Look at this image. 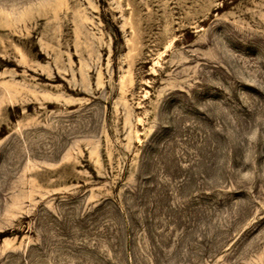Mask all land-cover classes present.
<instances>
[{
    "label": "rangeland",
    "instance_id": "374dc122",
    "mask_svg": "<svg viewBox=\"0 0 264 264\" xmlns=\"http://www.w3.org/2000/svg\"><path fill=\"white\" fill-rule=\"evenodd\" d=\"M60 1L0 0V264H264V0Z\"/></svg>",
    "mask_w": 264,
    "mask_h": 264
},
{
    "label": "bare ground",
    "instance_id": "6f19581e",
    "mask_svg": "<svg viewBox=\"0 0 264 264\" xmlns=\"http://www.w3.org/2000/svg\"><path fill=\"white\" fill-rule=\"evenodd\" d=\"M40 1H41V0H40ZM42 1H43V0H42ZM55 1H56V0H55ZM62 1H63V3L65 4L64 0H62ZM62 1H60V3H61ZM65 1H66V0H65ZM129 1H130V0H128V2H129ZM132 1H133V0H132ZM44 2H45V0H44ZM47 2H48V1H47ZM119 2H120V1H119ZM119 2H118V3H119ZM125 2H126V1H125ZM150 2H151V1H150ZM38 3H39V2H38ZM49 3H51V1H49ZM56 3L59 4V2H56ZM133 3H134V2H133ZM0 4H1V3H0ZM42 4H44V3H42ZM51 4H52V3H51ZM53 4H54V3H53ZM57 4H56V5H57ZM125 4H126V3H125ZM131 4H132V3H131ZM31 5H32V4H31ZM36 5H37V4H36ZM47 5H48V4H47ZM54 5H55V4H54ZM61 5H62V4H61ZM121 5H122V4H121ZM45 6H46V5H45ZM129 6H130V4H129ZM134 6H135V5H134ZM28 7L31 9L30 6H28ZM32 7H33V6H32ZM34 7H35V6H34ZM34 7H33V8H34ZM131 7H132V6H131ZM209 7H210V6H209ZM33 8H32V9H33ZM35 8L37 9V7H35ZM44 8H45V7H44ZM48 8H49V7H48ZM51 8H52V7H51ZM53 8H54V7H53ZM39 9H40V7H39ZM58 9H59V8H58ZM124 9H125V8H124ZM15 10H16V9H15ZM64 10H65V8H64ZM126 10L129 11V9H126ZM16 11H19V10H16ZM21 11H22V10H21ZM24 11H25V10L23 9L22 12H24ZM56 11H57V10H56ZM185 11H186V10H185ZM29 12H30V10H29ZM29 12L26 11V13H29ZM31 12H32V11H31ZM46 12H47V11H46ZM57 12H58V11H57ZM75 12H76V9H75ZM79 12H80V11H79ZM131 12H132V9H131ZM6 13H7V12H6ZM8 13H9V12H8ZM12 13H13V12H12ZM17 13H18V12H17ZM40 13H41V12H40ZM196 13H197V12H196ZM1 14H4V13H1ZM9 14H10V13H9ZM15 14H16V13H15ZM19 14H20V13H19ZM21 14H22V13H21ZM42 14H43V13H42ZM46 14H47V13H46ZM48 14H49V13H48ZM54 14H55V13H54ZM73 14H74V13H73ZM76 14H77L76 16H78V12H77ZM136 14H137V13H136ZM188 14H189V13H188ZM6 15H7V14H5V16H6ZM22 15L25 16L24 13H23ZM22 15H20V16L23 17ZM40 15H41V14H40ZM55 15H56V14H55ZM55 15H54V16H55ZM59 15H60V14H59ZM133 15H134V14H133ZM3 16H4V15H3ZM11 16H12V15H11ZM14 16H15V18H16V15H14ZM17 16H19V15H17ZM37 16H38V15H37ZM50 16H51V15H50ZM152 16H154V15H152ZM6 17H7V16H6ZM6 17H4V19H6ZM9 17H10V15L8 16V18H9ZM21 17H20V18H21ZM34 17H35V16H34ZM130 17H132V15H131ZM130 17H129L128 19H130ZM11 18H12L11 20L13 21V23H14V21H15V23H16V20H17V21L21 20V19H18L19 17L16 18V19H14V20H13V16H12ZM58 18H59V16H58ZM77 18H79V17H77ZM134 18H135V16H134ZM134 18H133V19H134ZM1 19L3 20V18H1ZM22 19H24V18H22ZM80 19H81V18H80ZM136 19H137V17H136ZM7 20H8V19H7ZM11 20H10V21H11ZM53 20H54V19H53ZM56 20H57V19H56ZM75 20H76V19H75ZM85 20H86V18H85ZM57 21H58V20H57ZM126 21H127V20H126ZM130 21H131V20H130ZM138 21H139V20H138ZM200 21H201V20H200ZM0 22H1V21H0ZM58 22H59V21H58ZM80 22H81V20H80ZM8 23H9V22H8ZM130 23H131V22H130ZM136 23H138V22H136ZM139 23H140V22H139ZM6 24H7V23H6ZM16 24H17V23H16ZM128 24H129V23H128ZM140 24H141V23H140ZM52 25H54V23H52ZM131 25H133V24H131ZM8 26H10V25H8ZM12 26H13V25H12ZM12 26H11V27H12ZM56 26H58L57 22H56L55 27H56ZM147 26H148V25H147ZM63 27H64V26H63ZM67 27H69V26H67ZM67 27H66V28H67ZM151 27H152V26H151ZM57 28H58V27H57ZM78 28H79V27H78ZM131 28H132V27H131ZM75 29H76V28H75ZM127 29H128V28H127ZM133 29H134V28H133ZM60 30H61V29H60ZM139 31H140V30H139ZM53 32H54V31H53ZM55 32H56V31H55ZM75 32H77V31H75ZM83 32H84V31H83ZM85 32H86V31H85ZM134 32H135V31H134ZM142 32H143V31H142ZM58 33H59V32H58ZM51 34H53V33H51ZM54 34H56V33H54ZM66 34H67V33H66ZM76 34H78V33H76ZM79 34H81V33H79ZM83 34H84V33H83ZM85 34H86V33H85ZM131 34H132V33H131ZM133 34H134V33H133ZM141 34H142V33H141ZM141 34H140V35H141ZM144 34H145V33H144ZM74 35H75V33H74ZM74 35H73V37H75ZM86 35H88V33H87ZM86 35H85V36H86ZM145 35H146V34H145ZM132 36H134V35H132ZM142 36H143V35H142ZM60 37H63V36H60ZM76 37H77V36H76ZM79 37H80V36H79ZM83 37H84V36H83ZM139 37H140V36H139ZM49 38H50V37H49ZM133 38H135V37H133ZM133 38H132V39H133ZM74 39H75V38H74ZM85 39H86V41H87V38H86V37H85ZM89 39H90V38H89ZM143 39H144V38H143ZM56 40L59 41L60 39H59V40L56 39ZM56 40H55V41H56ZM91 40H92V39H91ZM136 40H137V39H136ZM138 40H139V39H138ZM74 41H75V40H74ZM84 41H85V40H84ZM98 41H99V40H98ZM139 41H140V40H139ZM76 42L78 43L79 41L76 40ZM91 42H92V41H91ZM96 42H97V41H96ZM136 42H137V41H136ZM52 43H53V42H52ZM62 43H63V42H62ZM83 43H85V42H83ZM86 43H87V42H86ZM59 44H60V43H59ZM64 44H65V43H64ZM74 44H75V42H74ZM79 44H80V43H79ZM81 44H82V42H81ZM81 44H80V45H81ZM92 44H93V43H92ZM60 45H61V44H60ZM82 45H83V44H82ZM136 45H137V44H136ZM75 46H76V44H75ZM78 46H79V45H78ZM83 46H84V45H83ZM83 46H81V47H83ZM87 46H88V45H87ZM134 46H135V44H134ZM134 46H133V48H134ZM138 46H139V45H138ZM84 47H85V46H84ZM94 47H96V46H94ZM130 47H131V45H130ZM52 48H53V47H52ZM54 48H57V49H58V47H55V46H54ZM62 48H63V47H62ZM77 48H78V47H77ZM86 48H87V47H86ZM86 48H84V49H86ZM92 49H93V48H92ZM130 49H131V48H130ZM134 49H135V48H134ZM141 49H142V48H141ZM50 50H51V49H50ZM50 50H49V51H50ZM54 50H55V52H57L56 49H54ZM61 50H62V49H61ZM61 50H60V51H61ZM76 50H77V49H76ZM79 50H81V49H79ZM137 50H138V49H137ZM139 50H140V49H139ZM52 52H54V51L52 50ZM76 52H77V51H76ZM80 52H81V51H80ZM85 52H86V51H85ZM89 52H91V50H89ZM92 52H93V50H92ZM92 52H91V54H92ZM130 52H131V51H130ZM133 52H135V50H134ZM19 53H20V52H19ZM135 53H139V51H138V52L136 51ZM135 53H133V54H135ZM58 54H59V51H58ZM131 54H132V52H131ZM20 55H21V54H20ZM54 55H55V54H54ZM138 55H139V54H138ZM22 56H23V55H22ZM57 56H58V55H57ZM132 56H134V55H132ZM135 56H136V55H135ZM139 56H140V55H139ZM52 57H53V54H52ZM59 57H60V54H59ZM53 58H55V56H54ZM143 58H145V57H143ZM59 59H60V58H58V60H59ZM140 60H141V59H140ZM56 61H57V60H56ZM61 61H62V60H60V62H61ZM144 61H145V60H144ZM53 62H54V61H53ZM62 62H63V61H62ZM130 62H131V61H130ZM59 64H61V63H59ZM59 64H58V66H59ZM62 64H63V63H62ZM84 65H86V64H84ZM84 65H83V67H84ZM54 66H55V65H54ZM63 66H64V65H63ZM58 68H59V67H58ZM62 68H64V67H62ZM60 69H61V68H60ZM85 71H86V70H85ZM80 72H81V70H80ZM58 73H59V72H58ZM84 73H85V72H84ZM80 74H83V73L81 72ZM85 75H86V73H85ZM79 76H81V75H79ZM82 76H83V75H82ZM56 77H57V76H56ZM83 77H85V76H83ZM83 77H82V79H83ZM86 78H87V77H86ZM55 79H57V78H55ZM78 79L81 80V78H78ZM84 79H85V78H84ZM99 80H100V79H99ZM77 82H78V81H77ZM83 82H84V81H83ZM100 82H101V80H100ZM100 82H98V83H100ZM87 83H88V82H87ZM87 83H85V84H87ZM78 84H79V82H78ZM78 84H77V85H78ZM83 84H84V83H83ZM100 84H101V83H100ZM71 85H72V84H71ZM75 85H76V84H75ZM88 85H89V83H88ZM4 86H5V85H4ZM72 86H73V85H72ZM80 86H82V88H83V85H80ZM80 86H79V88H80ZM85 86H86V85H85ZM6 87H7V86H6ZM88 87H89V86H88ZM82 88H81V89H82ZM86 88H87V87H86ZM6 89H7V88H6ZM7 90H8V89H7ZM75 93H76V92H75ZM9 94H10V93H9ZM12 94H13V93H12ZM9 96H10V95H9ZM66 105H67V104H66Z\"/></svg>",
    "mask_w": 264,
    "mask_h": 264
}]
</instances>
